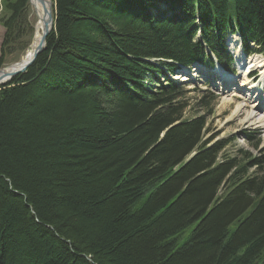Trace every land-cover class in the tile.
I'll return each mask as SVG.
<instances>
[{
    "label": "trees",
    "instance_id": "obj_1",
    "mask_svg": "<svg viewBox=\"0 0 264 264\" xmlns=\"http://www.w3.org/2000/svg\"><path fill=\"white\" fill-rule=\"evenodd\" d=\"M0 1L2 69L30 48L29 1ZM54 16L0 86V264H264V154L222 156L234 139L204 138L214 99L187 118L162 82L211 62L206 46L229 67L236 30L264 52V0H55Z\"/></svg>",
    "mask_w": 264,
    "mask_h": 264
},
{
    "label": "rangeland",
    "instance_id": "obj_2",
    "mask_svg": "<svg viewBox=\"0 0 264 264\" xmlns=\"http://www.w3.org/2000/svg\"><path fill=\"white\" fill-rule=\"evenodd\" d=\"M2 1L4 2L5 0ZM30 4L31 3L29 2L27 16L25 15V17H23L21 23L19 21L16 24L17 27H23L22 40L26 42L30 41L29 49H31V42L35 40V25L39 21L33 6ZM167 10L169 13H163L160 19H165L170 15L171 9L167 7ZM3 11L4 6H1L0 1V17L4 15ZM8 34L10 35L8 29L5 25L0 23V52L5 43L4 37H7ZM16 47H19L17 52L9 57L10 60L5 66L10 65L12 62H18L27 55L28 48H25L18 43ZM252 58L253 56L247 59V61H242L244 65L242 66V64H240L236 75L231 81H229L228 78H222V74L221 72H218L217 66L201 67L199 72H197L191 80L187 79V81H184L178 79V76H180L179 73L174 77L178 81L181 80L184 84L182 90L184 100L190 103L189 107L184 112V114H186L185 117L187 118H192L195 115L203 113L200 109V104L202 101L204 102V99L210 98L211 89L218 93V95H216L218 98H216V101L213 103V111L208 120V131L204 138L205 140H209L210 143L221 139H234L231 145L224 149L222 156L240 155L242 150H247L254 157H259L264 154V127L258 122V116L264 114V104H262V106L258 105L257 107L259 109H254V115L251 114L253 119L249 120V118H247L248 114L253 110L254 105L259 102L261 97L264 98V74L260 71L261 69H258L257 74L253 79H246L244 75L253 65L250 63ZM237 61L239 62V60ZM239 99L241 101H239ZM238 106H240V108H237ZM246 133H252L254 139H261L262 144L259 150L250 147L248 141L243 137ZM195 154L196 152H193L188 159ZM224 184L227 183L225 182ZM230 188L231 187L229 186L227 193L231 192ZM221 194L222 192L220 190L217 197ZM188 233L189 229L179 237L177 243L178 246H182L185 243Z\"/></svg>",
    "mask_w": 264,
    "mask_h": 264
},
{
    "label": "water",
    "instance_id": "obj_3",
    "mask_svg": "<svg viewBox=\"0 0 264 264\" xmlns=\"http://www.w3.org/2000/svg\"><path fill=\"white\" fill-rule=\"evenodd\" d=\"M32 4L34 10L36 11L37 18L42 23L41 36L34 47L33 54L30 58L26 60H22L21 62L16 63L15 67L11 69H0V86L6 85L12 81V79L18 75L19 73H23L28 70L32 64L35 62L38 55L45 49L46 42L49 34L52 32L55 21H54V8L55 5L54 0H29ZM37 5L42 6V11H39V7Z\"/></svg>",
    "mask_w": 264,
    "mask_h": 264
},
{
    "label": "bare ground",
    "instance_id": "obj_4",
    "mask_svg": "<svg viewBox=\"0 0 264 264\" xmlns=\"http://www.w3.org/2000/svg\"><path fill=\"white\" fill-rule=\"evenodd\" d=\"M38 7H39V9H37L38 10V12L39 11H42V6L41 5H37ZM53 8H54V6H53ZM36 12V11H35ZM53 15H54V12H53ZM42 23L40 22V21H38L37 22V24L35 25V40L32 42V44H31V49H29L28 50V52H27V55H25L22 59H20V61H18V62H21L23 59L24 60H26V59H28V58H30L31 56H32V54H33V51H34V47H35V45L37 44V42H38V40H39V38H40V36H41V29H42ZM55 27V26H54ZM54 29V28H53ZM53 31V30H52ZM51 34V33H50ZM49 34V35H50ZM48 39V38H47ZM230 45H231V47H232V50L235 52V54H236V58H237V60H239V62H240V60H242L243 58H244V55L243 54H241V52L239 51V48H240V40H239V36H234V37H232V39L230 40ZM46 46H47V42H46ZM46 48V47H45ZM45 50V49H44ZM43 50V51H44ZM42 51V52H43ZM18 62H12L10 65H8V66H4L3 67V69L5 70V69H11L12 67H15L17 64L16 63H18ZM250 63H252L253 64V66L254 67H257V68H259V69H261V71H262V73H264V58L263 57H261V56H257V57H254L252 60H250ZM218 68H219V70H220V72H221V74L223 75V71L221 70L222 68H221V66L220 65H218ZM27 71V70H26ZM25 71V72H26ZM24 73V72H23ZM20 74H22V73H19L18 75H20ZM192 74L193 75H195V73L192 71ZM18 75H16L13 79H12V81L11 82H9L8 84H10V83H12L13 82V80L18 76ZM8 84H6V85H8ZM4 86V85H3ZM259 102H261V103H259ZM259 102L256 104V105H254V108H253V110L248 114V117L247 118H249V120H251V119H253L252 118V116H251V114L252 115H254V109H256V108H258L257 106L258 105H260V106H262V104H264V98L263 97H261L260 98V100H259ZM246 106V105H245ZM237 108H240V106H238ZM259 109V108H258ZM258 111V110H257ZM258 122L261 124V126H263L264 127V114L263 115H259L258 116Z\"/></svg>",
    "mask_w": 264,
    "mask_h": 264
}]
</instances>
